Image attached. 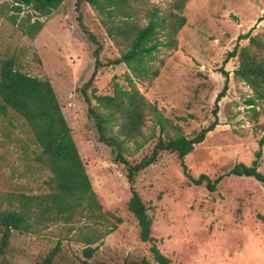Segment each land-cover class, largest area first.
I'll return each mask as SVG.
<instances>
[{
	"label": "rangeland",
	"instance_id": "rangeland-1",
	"mask_svg": "<svg viewBox=\"0 0 264 264\" xmlns=\"http://www.w3.org/2000/svg\"><path fill=\"white\" fill-rule=\"evenodd\" d=\"M148 1L164 10L172 0ZM74 2L63 0L51 15L40 18L43 27L33 39L0 17V59L11 57L18 71L50 83L97 202L102 211L120 220L97 246L91 262L121 264L125 258L144 257L154 264L150 244L139 240L136 221L125 207L129 191L123 170L111 162L109 149L97 142L83 97L90 98L91 90L96 95H111L113 83L125 88L126 69L123 65L99 67L84 88L93 71L95 46L76 24ZM79 13L83 26L102 46L99 61L105 64L116 58L117 50L91 9L83 3ZM263 14L264 0H188L175 50L157 54L164 60L158 76L150 84L134 82L145 100L189 138L212 120L213 102L223 85L218 70L228 74L227 90L217 103V126L184 158L192 178L222 176L214 191L188 183L175 156L168 152L160 153L134 179L133 188L151 219L150 236L170 264H264V189L252 178L225 175L233 165L248 166L253 160L257 141L264 134L257 127L264 122V114L255 122L248 121L243 102L249 91L232 79L236 57L222 65L237 35L248 30L251 36L263 32ZM245 44L239 41L237 47ZM90 103L94 104L93 100ZM147 120L142 128L145 138L151 130L157 135L153 122ZM171 126L166 125L165 130L173 135ZM153 141L147 140L126 159L135 162L146 156ZM126 145L132 152L133 144ZM38 154L23 119L9 109L0 111V191L46 193L44 183L50 174L45 164L36 160ZM257 171L264 174V144ZM66 227L53 225L37 236L13 233L9 240L11 264H33L56 241L67 258L63 264L76 262L81 245L73 241Z\"/></svg>",
	"mask_w": 264,
	"mask_h": 264
},
{
	"label": "trees",
	"instance_id": "trees-1",
	"mask_svg": "<svg viewBox=\"0 0 264 264\" xmlns=\"http://www.w3.org/2000/svg\"><path fill=\"white\" fill-rule=\"evenodd\" d=\"M62 1L5 0L0 4V17L22 35L33 39L43 27L40 18L51 15ZM187 1L172 0L164 10H159L148 0L74 2L76 24L95 46L92 51L93 71L84 88L91 83L99 67L123 65L126 69L123 77L125 88L113 83L111 95L100 96L91 90L90 98L86 94L83 97L87 105L86 116L92 121L97 142L109 149L111 162L123 170L129 191L125 207L136 221L139 240L150 244L148 251L154 264H170V261L158 251L150 236L151 219L133 188L135 177L152 165L160 153L168 152L175 156L188 183L204 185L207 191L213 192L222 179L219 176L210 180L205 175L192 178L184 165V158L218 124L217 103L227 90V72L221 68L218 70L223 77V85L213 102L211 122L189 138L181 134L179 128L171 126L134 86V82L150 84L158 76L164 61L158 59L157 54L175 50L176 34L185 24L182 10ZM83 3L95 14L106 39L117 50L118 56L105 64L98 58L101 44L81 22L79 7ZM21 13L24 14L20 16ZM239 41H246V44L238 48ZM234 57L237 66L232 71V79L248 89L249 96L243 103L248 121L255 122L259 115L264 114V30L253 36L250 30L237 35L222 65ZM5 109L23 119L39 148L36 160L45 164L50 176L44 183L47 192L43 194L0 191V264H11L13 250L9 240L13 233L37 236L57 224L67 225V233L81 245L80 257L75 259L76 262L66 264H107L91 260L97 246L115 230L120 220L112 213L102 211L97 202L50 83L18 71L11 57L0 59V111ZM148 117L153 122L152 127L157 129V135L151 130L145 138L142 128ZM166 125L172 127L173 135L166 132ZM257 127L264 133V122ZM138 139L141 142H137ZM147 140H154L149 153L138 161L129 162L126 158L137 153ZM127 143L133 144L132 152H129ZM263 144L264 134L257 141V150L250 164L237 163L225 175L252 178L264 189V174L257 171ZM75 223L80 224L74 226ZM65 259L60 242L56 241L33 264H63ZM121 264L152 263L141 257L134 260L125 258Z\"/></svg>",
	"mask_w": 264,
	"mask_h": 264
},
{
	"label": "crops",
	"instance_id": "crops-1",
	"mask_svg": "<svg viewBox=\"0 0 264 264\" xmlns=\"http://www.w3.org/2000/svg\"><path fill=\"white\" fill-rule=\"evenodd\" d=\"M111 44V43H110Z\"/></svg>",
	"mask_w": 264,
	"mask_h": 264
}]
</instances>
